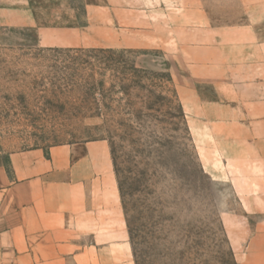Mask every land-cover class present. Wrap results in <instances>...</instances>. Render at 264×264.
Masks as SVG:
<instances>
[{"label":"rangeland","instance_id":"rangeland-1","mask_svg":"<svg viewBox=\"0 0 264 264\" xmlns=\"http://www.w3.org/2000/svg\"><path fill=\"white\" fill-rule=\"evenodd\" d=\"M86 2L0 0V162L105 141L122 198L124 264H237L239 180L259 175L264 150L244 137L252 125L237 60L203 66L183 44L37 43L36 22L52 24L70 7L84 23Z\"/></svg>","mask_w":264,"mask_h":264},{"label":"crops","instance_id":"crops-1","mask_svg":"<svg viewBox=\"0 0 264 264\" xmlns=\"http://www.w3.org/2000/svg\"><path fill=\"white\" fill-rule=\"evenodd\" d=\"M55 17L34 25L40 46L183 44L203 66L237 60L243 121L252 125L244 137L264 141V0H87L84 23L70 7ZM260 153L259 175L239 180L245 221L230 233L237 264H264ZM126 250L122 198L105 141L34 148L0 162V264H124Z\"/></svg>","mask_w":264,"mask_h":264}]
</instances>
